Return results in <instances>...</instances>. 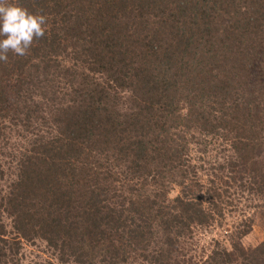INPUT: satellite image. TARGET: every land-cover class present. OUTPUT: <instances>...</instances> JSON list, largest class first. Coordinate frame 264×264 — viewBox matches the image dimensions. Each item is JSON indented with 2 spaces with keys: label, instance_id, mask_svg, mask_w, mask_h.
I'll use <instances>...</instances> for the list:
<instances>
[{
  "label": "trees",
  "instance_id": "1",
  "mask_svg": "<svg viewBox=\"0 0 264 264\" xmlns=\"http://www.w3.org/2000/svg\"><path fill=\"white\" fill-rule=\"evenodd\" d=\"M6 2L47 23L0 62V144L23 138L0 165V264L26 245L56 264H180L233 196L231 172L198 177L193 146L226 152L264 220V0ZM247 224L199 264H264Z\"/></svg>",
  "mask_w": 264,
  "mask_h": 264
},
{
  "label": "rangeland",
  "instance_id": "2",
  "mask_svg": "<svg viewBox=\"0 0 264 264\" xmlns=\"http://www.w3.org/2000/svg\"><path fill=\"white\" fill-rule=\"evenodd\" d=\"M22 139L23 138L18 135L16 130L6 127L4 140L0 144V165L4 170L5 178L10 171L8 166H11V163L8 161L7 157L19 149L18 147L21 145ZM193 148L195 149L194 146L192 149ZM192 149H190L192 164L195 165L198 170H200L198 172V177L201 178L205 184L206 181L212 177L211 172L213 171L211 169L231 172L229 173V179L226 178L225 181L229 187H232V190L229 189V193L232 194L233 192V196L231 195L232 197L230 200H227L226 198L224 199L225 202L229 201V205L224 206L225 210L222 213L224 214V218L222 219L223 221H221L223 225L219 223L220 221H217L210 226L195 227L192 230V237L183 240L181 244L183 249L181 252L184 256H180V264H199L208 256L212 247L215 245V242H219L229 251L231 249V246H229L230 242L228 235L231 230L230 227H237L241 224H247V222H250L252 227L250 233L244 237V239L240 240L241 247L244 249H249L260 244L262 241H264V220L258 213V210L253 207L254 204L253 201L250 200V196L246 192L241 193L240 190L236 189L234 184L235 182L237 183L240 173H238L235 168L233 169V165L229 166L227 162L223 161L222 157H224L226 152L220 153L219 151L221 148H218L217 144L208 146L206 153H197L196 151L198 149ZM223 163V167L225 168L221 169V165ZM219 175L220 173L217 174V176ZM177 190V188H174L170 192L171 198L177 195ZM39 249H43V247L40 246ZM20 255L21 259L23 260V264H38L44 263L46 261L56 264L55 260L49 255L41 252L35 247H30L28 245L24 246ZM132 261L134 262L132 264H147L140 261L139 259H134Z\"/></svg>",
  "mask_w": 264,
  "mask_h": 264
},
{
  "label": "clouds",
  "instance_id": "3",
  "mask_svg": "<svg viewBox=\"0 0 264 264\" xmlns=\"http://www.w3.org/2000/svg\"><path fill=\"white\" fill-rule=\"evenodd\" d=\"M46 23L44 15L0 0V62H7L9 53L25 56L34 40L45 35Z\"/></svg>",
  "mask_w": 264,
  "mask_h": 264
}]
</instances>
